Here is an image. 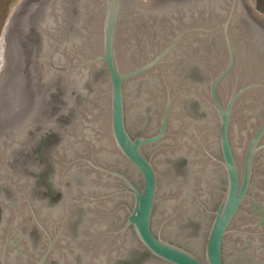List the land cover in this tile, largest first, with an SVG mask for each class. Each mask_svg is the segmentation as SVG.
<instances>
[{
  "label": "water",
  "instance_id": "water-1",
  "mask_svg": "<svg viewBox=\"0 0 264 264\" xmlns=\"http://www.w3.org/2000/svg\"><path fill=\"white\" fill-rule=\"evenodd\" d=\"M255 5L256 0L19 3L0 48V264L66 259L72 247L63 229L73 203L118 197L120 191L90 195L101 194L108 178L128 184L133 202L122 230L133 225L151 252L171 264H226V242L236 230L232 224L248 199L255 160L264 148V15ZM191 66L199 69L200 81L187 76ZM161 81L170 83L169 90L177 86L167 94L159 127L152 135H134L129 100L136 92L140 106L159 103ZM188 96L199 99L207 113L212 136L207 131L205 142L214 150L219 142L222 157L216 159L228 181L203 256L152 226L160 179L158 161L145 147L166 137L175 102L181 135L174 150L196 154L188 130L195 133L201 124L192 129L182 106ZM237 149L245 153L243 167ZM34 153L50 159L52 187L63 194L58 204H49L35 189L47 164L33 168L26 157ZM113 153L137 173L101 163H109ZM189 163L198 184L209 185L210 167Z\"/></svg>",
  "mask_w": 264,
  "mask_h": 264
},
{
  "label": "flooded vegetation",
  "instance_id": "flooded-vegetation-1",
  "mask_svg": "<svg viewBox=\"0 0 264 264\" xmlns=\"http://www.w3.org/2000/svg\"><path fill=\"white\" fill-rule=\"evenodd\" d=\"M187 76L194 82L200 81L203 77L195 66L188 68ZM162 77L160 74L161 79ZM139 81L141 86L143 80ZM161 84L159 103L153 100L140 106L137 100L141 94L136 92L129 100L128 121L134 135H152L159 127L167 94L175 93L177 86L171 85V88H174L169 90L167 88L169 82L165 84L161 81ZM182 106L188 117L193 120L188 119L193 123L194 127L190 125L192 129L201 124L195 133L188 130L193 136L196 154L188 155L174 150V140L181 135V128L175 124V120L179 118L175 114L179 113L175 102L166 137L145 147L147 154L154 155L158 161L160 179L159 201L152 226L157 233L161 231L164 237L185 245L203 256V241L213 221V211L224 197L228 181L223 164L216 159L222 157L219 142L217 145L216 141L215 150L205 142L207 131L212 136V125L205 118L207 113L202 109L199 99L188 96ZM59 141L60 137L56 134L54 143ZM52 144L49 143L50 146ZM207 149L213 151L215 156L209 154ZM27 155L30 156L29 158L27 156L26 160L33 168L42 166L43 162L47 164L43 173L37 175L38 187L35 186V189H39V193L43 194L49 204L60 203L63 194L61 189L56 191L52 187L53 167L49 157L35 153ZM236 155L243 167L245 153L237 149ZM191 160L200 161L202 166L210 167L207 173L210 178L209 185L198 184L195 171H191L189 163ZM101 163L131 176L137 173L133 165L119 153L109 155V163ZM190 176L192 181L189 179ZM171 181H179L181 186L172 187L169 185ZM102 185L101 194L90 195H107L117 191L121 193L118 197L102 198L89 203H73L72 215L65 221L63 229V234L72 248L68 250L66 259L61 255L52 256L51 264H171L162 260L142 243L133 225L122 230L133 202L132 196L126 192L128 184L121 178H108ZM93 205L96 208L90 207ZM164 223L168 225L161 228ZM232 227L236 230L230 233L226 242L224 256L226 264H264V148L255 160L248 199Z\"/></svg>",
  "mask_w": 264,
  "mask_h": 264
},
{
  "label": "rangeland",
  "instance_id": "rangeland-1",
  "mask_svg": "<svg viewBox=\"0 0 264 264\" xmlns=\"http://www.w3.org/2000/svg\"><path fill=\"white\" fill-rule=\"evenodd\" d=\"M21 1L22 0H0V48L2 45V35L7 22ZM255 9L264 15V0H256Z\"/></svg>",
  "mask_w": 264,
  "mask_h": 264
}]
</instances>
